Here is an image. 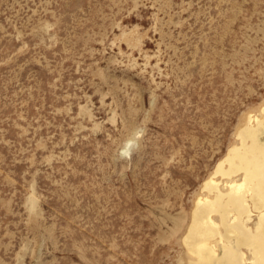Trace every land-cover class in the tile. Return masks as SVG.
I'll return each mask as SVG.
<instances>
[{
  "label": "rangeland",
  "instance_id": "rangeland-1",
  "mask_svg": "<svg viewBox=\"0 0 264 264\" xmlns=\"http://www.w3.org/2000/svg\"><path fill=\"white\" fill-rule=\"evenodd\" d=\"M263 106L264 0H0V264H190Z\"/></svg>",
  "mask_w": 264,
  "mask_h": 264
},
{
  "label": "bare ground",
  "instance_id": "bare-ground-1",
  "mask_svg": "<svg viewBox=\"0 0 264 264\" xmlns=\"http://www.w3.org/2000/svg\"><path fill=\"white\" fill-rule=\"evenodd\" d=\"M260 113L248 114L202 186L184 236L190 264H264V106Z\"/></svg>",
  "mask_w": 264,
  "mask_h": 264
},
{
  "label": "clouds",
  "instance_id": "clouds-1",
  "mask_svg": "<svg viewBox=\"0 0 264 264\" xmlns=\"http://www.w3.org/2000/svg\"><path fill=\"white\" fill-rule=\"evenodd\" d=\"M136 147L138 148V143L136 144ZM132 149H133V142L129 141L125 144L124 148L121 149L119 155L123 159H130L132 155Z\"/></svg>",
  "mask_w": 264,
  "mask_h": 264
}]
</instances>
